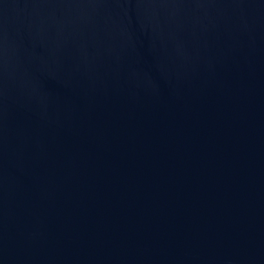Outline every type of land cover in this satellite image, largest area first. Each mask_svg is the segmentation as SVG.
Masks as SVG:
<instances>
[{"label":"water","instance_id":"1","mask_svg":"<svg viewBox=\"0 0 264 264\" xmlns=\"http://www.w3.org/2000/svg\"><path fill=\"white\" fill-rule=\"evenodd\" d=\"M0 264H264V0H0Z\"/></svg>","mask_w":264,"mask_h":264}]
</instances>
